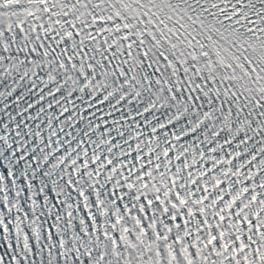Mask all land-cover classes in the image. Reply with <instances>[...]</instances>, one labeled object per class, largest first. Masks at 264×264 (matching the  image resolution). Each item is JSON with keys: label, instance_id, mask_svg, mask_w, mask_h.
<instances>
[{"label": "snow or ice", "instance_id": "6c2138e0", "mask_svg": "<svg viewBox=\"0 0 264 264\" xmlns=\"http://www.w3.org/2000/svg\"><path fill=\"white\" fill-rule=\"evenodd\" d=\"M0 264H264V0H0Z\"/></svg>", "mask_w": 264, "mask_h": 264}]
</instances>
